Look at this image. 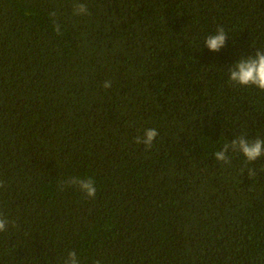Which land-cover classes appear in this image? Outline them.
<instances>
[{
	"label": "trees",
	"instance_id": "obj_1",
	"mask_svg": "<svg viewBox=\"0 0 264 264\" xmlns=\"http://www.w3.org/2000/svg\"><path fill=\"white\" fill-rule=\"evenodd\" d=\"M257 52L264 0H0V264H264Z\"/></svg>",
	"mask_w": 264,
	"mask_h": 264
},
{
	"label": "clouds",
	"instance_id": "obj_2",
	"mask_svg": "<svg viewBox=\"0 0 264 264\" xmlns=\"http://www.w3.org/2000/svg\"><path fill=\"white\" fill-rule=\"evenodd\" d=\"M79 12H87L85 5H78ZM55 31L59 34L60 28L55 27ZM225 43V32L223 29H218V34L210 36L206 39V45L211 51H218ZM230 80L235 84L240 86H255L261 91H264V54L257 52L255 56H250L247 59L241 58L235 66V70L230 69ZM105 88L111 87L110 82H105L103 85ZM158 133L155 129H147L144 132L143 139L140 136L136 137L135 142L137 144H143L146 148H151L154 139L157 137ZM238 145L242 154L246 159L251 162L257 160V158L264 155V141L257 138L254 141H248L244 138H239L238 140L232 141V147ZM228 145H225V150H227ZM217 161H226L225 151H218L215 153ZM250 176L254 173L250 172ZM68 183L70 185L77 186L81 192H83L87 197L95 198L96 195V182L92 177L87 178H70ZM0 187L3 184L0 183ZM6 220L0 218V231L5 228ZM71 264H76L75 253L70 254ZM99 264V261L96 262Z\"/></svg>",
	"mask_w": 264,
	"mask_h": 264
}]
</instances>
